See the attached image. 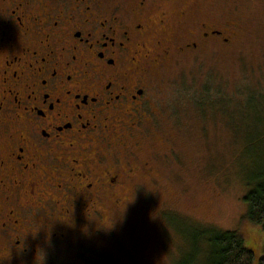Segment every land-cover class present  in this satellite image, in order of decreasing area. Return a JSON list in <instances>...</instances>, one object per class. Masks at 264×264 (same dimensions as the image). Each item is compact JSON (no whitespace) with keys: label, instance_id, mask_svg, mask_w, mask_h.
Returning <instances> with one entry per match:
<instances>
[{"label":"flooded vegetation","instance_id":"af4514ba","mask_svg":"<svg viewBox=\"0 0 264 264\" xmlns=\"http://www.w3.org/2000/svg\"><path fill=\"white\" fill-rule=\"evenodd\" d=\"M155 3L0 0V264L77 259L159 176L137 142L167 115L154 78L227 39Z\"/></svg>","mask_w":264,"mask_h":264},{"label":"rangeland","instance_id":"374dc122","mask_svg":"<svg viewBox=\"0 0 264 264\" xmlns=\"http://www.w3.org/2000/svg\"><path fill=\"white\" fill-rule=\"evenodd\" d=\"M154 7L174 13L179 36L204 24L227 42H198L154 78L167 115L161 132L137 142L142 156L158 155L159 176L108 217L113 237L94 238L92 249L55 264H194L197 226L236 232L259 264L264 232L247 220L243 199L264 170V0H156ZM252 93L262 99L250 101Z\"/></svg>","mask_w":264,"mask_h":264},{"label":"trees","instance_id":"16d2710c","mask_svg":"<svg viewBox=\"0 0 264 264\" xmlns=\"http://www.w3.org/2000/svg\"><path fill=\"white\" fill-rule=\"evenodd\" d=\"M213 91L214 96H218L219 93ZM204 92L208 94L211 90L205 87ZM248 96L254 102L262 99L253 93ZM195 104L203 111L201 104ZM243 200L247 204V220L264 232V170L256 174ZM194 264H253V254L236 232L197 226L194 229ZM259 264H264V248Z\"/></svg>","mask_w":264,"mask_h":264}]
</instances>
